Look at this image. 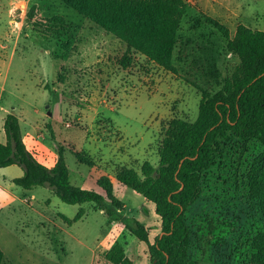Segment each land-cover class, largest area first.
Masks as SVG:
<instances>
[{
	"label": "rangeland",
	"instance_id": "rangeland-1",
	"mask_svg": "<svg viewBox=\"0 0 264 264\" xmlns=\"http://www.w3.org/2000/svg\"><path fill=\"white\" fill-rule=\"evenodd\" d=\"M187 3L173 52L174 70L168 71L131 53L129 66L122 68L125 46L59 0H0V140L4 142L5 116L14 114L24 142L41 161L51 162L46 155L57 158L56 144L64 149L73 186L102 194L96 180L108 176L124 203L123 215L150 227L151 237L159 228L152 205L119 184L116 170L126 166L139 172L144 161L156 166L166 123L172 118L193 121L200 89L216 90V81L234 71L237 61L204 16L230 34L239 24L264 30V0ZM55 15L68 25L67 35L58 41L44 38L33 26L45 30L47 19ZM71 151L83 154L92 166L79 163ZM258 151L252 144L249 155ZM21 175L16 165L0 168L2 264H88L92 250L110 248L113 224L102 211L91 203H63L46 187L23 190L10 181ZM245 196L243 183L234 181L231 172L207 176L200 197L185 214L190 255L198 264L230 263L237 231L259 226L243 214ZM80 208L84 215L77 222L67 226L59 220V215L72 219ZM54 223L78 241L61 238ZM47 233L53 244L51 258ZM60 238L66 243L64 252ZM117 242L133 264H148L146 248L128 231Z\"/></svg>",
	"mask_w": 264,
	"mask_h": 264
},
{
	"label": "trees",
	"instance_id": "trees-1",
	"mask_svg": "<svg viewBox=\"0 0 264 264\" xmlns=\"http://www.w3.org/2000/svg\"><path fill=\"white\" fill-rule=\"evenodd\" d=\"M59 1L125 46L119 60L122 68L129 66L131 53L165 70H174L172 60L178 31L190 6L185 0ZM204 22L223 37L226 52L238 63L234 71L216 81V90L200 89L193 121L172 118L166 123L156 166L144 161L139 172L121 166L114 176L118 183L152 205L159 223L158 233L153 237L150 227L123 215V204L108 176L96 180L102 194L73 186L63 148L54 144L57 158L46 167L26 148L19 119L7 114L3 120L5 141L0 142V168L16 165L22 170L21 176L11 180L12 184L23 190L49 188L69 205L91 203L94 210L102 211L107 222L113 224L108 234L113 244L98 255L104 264H133L117 242L123 231L143 244L148 264H198L190 255L191 231L185 214L200 197L207 176L216 172L220 175L231 172L234 181L243 183L246 190L243 214L259 223L252 231H237L228 256L231 262L217 264H264V30L239 24L230 34L211 17L204 16ZM46 23L45 30L33 25L44 38L58 41L67 35L68 25L63 17L55 15ZM252 144L258 145L259 151L249 155ZM72 154L79 163L92 166L83 154L76 151ZM83 215L80 208L72 219L62 215L59 218L69 226ZM2 258L0 248V264Z\"/></svg>",
	"mask_w": 264,
	"mask_h": 264
},
{
	"label": "crops",
	"instance_id": "crops-1",
	"mask_svg": "<svg viewBox=\"0 0 264 264\" xmlns=\"http://www.w3.org/2000/svg\"><path fill=\"white\" fill-rule=\"evenodd\" d=\"M186 2L188 1V0H185ZM124 46V45H123ZM2 132V131H1ZM4 134V133H3ZM1 135H2V133H1ZM51 135H52V138L54 137L53 136V134L51 133ZM4 136V135H3ZM4 141H5V137H4ZM0 142H2L3 143V141H1L0 140ZM25 143V142H24ZM25 146H26V148L27 149H29V150H31L36 156H38L39 154L38 153H36V151H34V149H30L27 145H26V143H25ZM72 152V151H71ZM41 157V156H40ZM43 157V156H42ZM45 157H47L48 159H50L51 160V162L50 163H44L43 161H41L40 159V162L44 165V166H46V167H49V166H51L53 163H54V161L56 160V158L55 157H53V158H50V156H45ZM39 158V157H38ZM104 176V175H103ZM106 176V175H105ZM4 179H6L5 177H4ZM13 179V178H12ZM12 179H10V181L12 180ZM111 180V179H110ZM116 180V179H115ZM111 182H112V180H111ZM112 184H113V182H112ZM120 184V183H119ZM97 186V185H96ZM123 186V185H122ZM113 187H114V184H113ZM100 189V188H99ZM31 190V189H30ZM101 190V189H100ZM27 191H29V190H27ZM94 191V190H93ZM114 192H115V188H114ZM117 196V195H116ZM118 197V196H117ZM119 198V197H118ZM120 199V198H119ZM122 202V201H121ZM146 202V201H145ZM122 204H123V208H124V203L122 202ZM59 220H61L60 218H59ZM62 221V220H61ZM65 223V222H64ZM66 224V223H65ZM67 225V224H66ZM68 226V225H67ZM70 226V225H69ZM54 232L55 233H57V234H59L60 236H61V238L64 236L65 238L66 237H70L72 240H77L74 236H73V234H71L70 232H68V229L66 228V229H63L62 227H59L58 225H57V223H54ZM113 227V226H112ZM112 229V228H111ZM63 233V234H62ZM109 234V233H108ZM47 239H48V241H49V245H50V247L48 248L49 250H48V255H49V258H51L50 256H52V251H53V244H52V242L50 241L52 238L50 237V233H47V237H46ZM60 238V242H61V245H60V248H61V250L64 252V249H65V245H66V243H65V241H64V239H61ZM78 241V240H77ZM81 245H82V242L80 243ZM97 249L98 248H96L95 250H92L91 252H92V255H91V257H90V260H89V263L88 264H99V263H101V264H104V262L101 260V258H99V254H101L102 252H104L105 250H102V252L101 253H98L100 250H98V252H97ZM126 252V251H125ZM4 261V254H3V258H2V261H1V264H2V262ZM51 262H53V261H51ZM58 262V261H57ZM55 263V262H54ZM55 264H57V263H55ZM58 264H60V262L58 263Z\"/></svg>",
	"mask_w": 264,
	"mask_h": 264
}]
</instances>
